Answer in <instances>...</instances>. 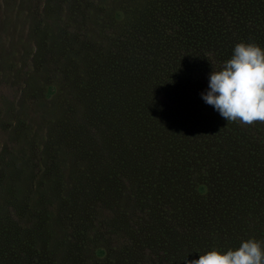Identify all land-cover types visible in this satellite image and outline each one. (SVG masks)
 Here are the masks:
<instances>
[{"label":"trees","instance_id":"16d2710c","mask_svg":"<svg viewBox=\"0 0 264 264\" xmlns=\"http://www.w3.org/2000/svg\"><path fill=\"white\" fill-rule=\"evenodd\" d=\"M67 4L54 12L51 40L65 57L54 53L51 69L74 74L73 93L63 95L62 76L47 86L64 247L74 253L80 232L71 213L81 222L105 203L137 264H184L248 237L264 243V122L226 121L200 96L235 43L264 48V0H140L113 8L111 20ZM93 16L106 48L90 30L69 40ZM119 194L140 217L120 211Z\"/></svg>","mask_w":264,"mask_h":264},{"label":"rangeland","instance_id":"374dc122","mask_svg":"<svg viewBox=\"0 0 264 264\" xmlns=\"http://www.w3.org/2000/svg\"><path fill=\"white\" fill-rule=\"evenodd\" d=\"M139 1L80 0V4L98 11L99 19L111 20L113 8ZM68 8L67 0H0V257H6L0 258V264H121V250L127 257L125 264H137L131 247L119 240L121 219L111 204H99L95 215L90 210L94 219L84 212L81 222L71 213L77 223L74 230L80 231L72 253L64 247L66 230L57 221L62 195L55 193L57 197L51 199V90L47 86L58 75L66 84L64 96L71 97L74 87V74L63 64L51 69L54 53L65 57L60 44L51 40L54 23L59 24L54 12ZM94 20V16L87 19L79 36L69 40L78 43L90 30L94 37L89 39L106 48V34ZM110 28L105 31L112 33ZM116 196L120 211L131 216L132 208L123 196ZM134 214L130 219L140 217Z\"/></svg>","mask_w":264,"mask_h":264},{"label":"clouds","instance_id":"9594fccd","mask_svg":"<svg viewBox=\"0 0 264 264\" xmlns=\"http://www.w3.org/2000/svg\"><path fill=\"white\" fill-rule=\"evenodd\" d=\"M201 99L226 121L264 122V48L238 42L222 65L208 73ZM184 264H264V243L248 237L225 250L211 247Z\"/></svg>","mask_w":264,"mask_h":264}]
</instances>
